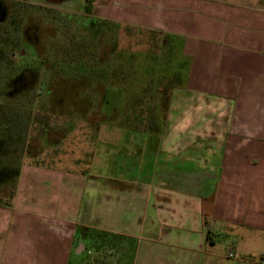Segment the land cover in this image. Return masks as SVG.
Returning <instances> with one entry per match:
<instances>
[{
  "label": "crops",
  "instance_id": "obj_1",
  "mask_svg": "<svg viewBox=\"0 0 264 264\" xmlns=\"http://www.w3.org/2000/svg\"><path fill=\"white\" fill-rule=\"evenodd\" d=\"M97 8L171 37L179 105L158 134L88 129L97 148L116 145L110 171L23 163L14 194L0 198V264H264V0ZM79 227L130 238L97 252Z\"/></svg>",
  "mask_w": 264,
  "mask_h": 264
},
{
  "label": "rangeland",
  "instance_id": "obj_2",
  "mask_svg": "<svg viewBox=\"0 0 264 264\" xmlns=\"http://www.w3.org/2000/svg\"><path fill=\"white\" fill-rule=\"evenodd\" d=\"M10 1L16 2L18 7L20 4L22 5V0ZM18 7H15L14 10H17L13 13L19 16L22 21L20 20L16 26H12V23L5 20V15L3 21L0 22L3 25L0 26L2 28L0 45L9 43L4 39L7 36H9V41L16 42V45L17 41L20 40L23 41H21L22 45L27 44L21 29L29 25L25 24L26 21L22 18L24 15L19 13ZM33 7L37 8L36 5ZM32 9L36 10L35 8ZM43 12L45 11L37 12L38 15L32 17L29 22L27 39L31 43L38 44L39 41L42 42L47 39L46 32L50 26L47 25V19ZM64 15L62 17L65 19L66 16ZM89 21L91 34L83 33L77 25L73 29L72 35L77 45L70 49V52L66 53L61 50L59 54L55 55L43 51L42 55H36V58L34 57L33 60L28 61V64H25L27 57L28 60L30 56L32 57V52L28 44L27 48L19 45L12 46L11 50L15 52L13 58L0 61V88L6 87L12 91L33 78L38 70L36 66L44 63L50 66L49 68L44 67L43 82L37 85L42 90L40 105L36 111H32L37 117L48 116V122L44 121L48 126L38 122L43 118L39 117V120L35 118L32 120L34 121L32 128L33 126L35 128L32 130L31 137L25 139L27 143L30 142L29 150L32 152L25 155L28 157L21 156L20 158L26 164L37 161L43 162L44 165L60 166L67 170L81 169L86 170L85 172H94L93 168L95 167L96 170L110 171L111 150L113 149L112 146L116 145L100 143L97 148L96 144H93L94 131L88 129L97 127L95 125L100 121L98 124L102 126L101 129H106L103 132V135H106L105 138L111 139L113 135L116 138L115 135L118 132L114 129L124 126V115L127 114V112L124 113L126 104L132 103L136 99L132 94L134 92V95L137 92L140 93L143 88H147V91L141 92L145 101H148L146 104H151L150 107L154 108L158 115L154 119L158 128L170 124L169 112H171V107L172 105H179L177 88L180 86L177 81L176 83L170 82V77L172 71L176 67H180L182 60L179 48L174 47L171 37L166 40L161 38L158 33L148 29L122 23H115L119 25L115 33L112 32L113 28L110 35L103 36L101 35L102 30L95 31L94 19H89ZM109 22L111 23L107 27L112 28L114 26L112 22L118 21ZM16 27H18V31L15 30ZM99 32L101 34H98ZM41 42L40 45L43 43ZM91 42H94L95 46L97 42H100L99 44L103 46V49L108 50L103 56L104 59L98 52L100 50L97 51V48L101 49V45L92 48V52H89L87 48H90ZM7 53H10L9 49ZM53 61L64 64L66 71L64 77H58L56 74L62 69L61 67H57L55 71L51 68V65L54 64ZM69 68L72 70L69 71ZM54 72L56 73L53 75ZM147 82L149 84L144 85ZM0 98H3L2 95ZM172 100L175 101L172 102ZM116 108L121 109L122 112L105 114L106 111H114ZM128 110L130 109L128 108ZM20 113L22 120H29L28 115L31 114V111L20 110ZM172 115L175 116L176 114ZM6 126L0 127V187L5 181H9L6 182L4 190L0 191V197H5L3 199L5 201L14 194L18 180V175L14 176V179L8 178V176L15 172L19 165L18 161L11 159L14 155L13 151L16 150V136L14 133L10 134L5 130ZM109 129H113V131ZM50 131L52 133L62 132V134L53 133L48 136ZM121 134L125 137H122V140L128 141L127 133L120 132ZM59 155H61L59 158H65L64 156L68 155L74 159H81L82 163L57 161L56 157ZM91 158H93L92 162H90ZM103 262H108L107 257L103 258Z\"/></svg>",
  "mask_w": 264,
  "mask_h": 264
},
{
  "label": "flooded vegetation",
  "instance_id": "obj_3",
  "mask_svg": "<svg viewBox=\"0 0 264 264\" xmlns=\"http://www.w3.org/2000/svg\"><path fill=\"white\" fill-rule=\"evenodd\" d=\"M15 3L16 2L10 1V0H0V16H1L0 22L3 21L5 15H6L5 20H8L10 23H12V26H16L20 22V20L22 21V19L19 16H16L13 13V11L16 12L17 10V9L14 10L15 7L16 8L18 7V5ZM100 4L105 5L106 3H102V2L96 3V2L89 1V0H22V5L21 4L19 5L20 7H18V10L21 15H24L22 16V18L23 20L26 21L25 23L26 25L28 24L30 26L29 22L32 19V17H35L36 15H38L36 13L40 12L41 10V11H45L43 13H45V18L47 19V25L50 26L46 32L47 39L42 41L43 43L39 41L38 44L35 42L31 43L28 41L27 35H29V32H28L29 26L21 29L23 33V37H26L25 41L28 44L29 49L32 52V57L30 56L29 60L27 57V59L25 60V64H28V61L33 60L34 57L36 58V55L38 54L42 55L43 51H45L46 53L50 52L55 55L59 54L61 50H63V52H66V53L70 52L71 51L70 49H73L74 46L77 45V43H75L74 36L72 35L73 29L76 27V25L80 27L79 29L83 33L87 35L92 33L91 28L88 25L90 22L89 19L90 20L94 19L93 24L95 26L94 28L95 31L102 30V34L100 32L98 34H101L103 36L110 35L111 34L110 31H112L111 29L113 28L114 29L112 32L115 33V30L116 29L118 30L119 25L114 23V26H112V28L110 26L107 27L108 24L111 22H109V20H107V18H105L103 15L98 13L97 5H100ZM34 5H36L37 8L33 7ZM32 8H35L36 10ZM63 14H65L64 16H66L65 19L62 17ZM0 26H3V25L0 23ZM17 29L18 27L15 28L16 31L19 30ZM1 31H2V28L0 27V33ZM4 39L7 43L8 42L9 43L5 45H3L2 43L0 45V61H4V59L13 58L15 56V52H12L11 50L12 46L22 45L21 43L23 42L22 40L17 41V45H16V42L12 43L11 41H9V36H7ZM0 42H2L1 38H0ZM40 42L42 43L41 45H40ZM100 42H97L96 46L94 42H91L92 44L90 48L89 47L87 48L89 49V52H92V48L98 47L99 45H101L99 44ZM27 44L24 43L22 46L27 48ZM39 45L40 47H37ZM8 49L10 53H7ZM97 51L103 57L106 54L105 52H107L108 50L103 49V46L101 45V49L97 48ZM55 59H56V56H55ZM53 62L54 64L51 65V68H53L54 71L57 69V67L62 68L60 71L57 70L58 73L54 72L53 75L56 73L58 77H64L65 76L64 74H66L64 73L66 72L64 70V67H65L63 66L64 64L57 63L56 61H53ZM44 67L49 68L50 66L49 64H46V63L36 66L38 70H37V73L34 74L33 78L30 79L28 82L24 83L19 88H15L14 91L8 90L5 86H4L5 88H0L1 89L0 93L3 97V98H0V105L1 104L6 105L7 108H11V109L36 111V108L40 105L39 103L41 100L40 96L42 95V90L37 85L43 82L42 78L44 77L43 73L45 72ZM70 70L72 69L69 68V71ZM120 112H122L121 109L119 110L118 108H116L114 109V111L113 110L106 111L105 114H109V113L118 114ZM93 123H96V122H93ZM98 123H96L97 125L95 126H98L99 125ZM53 133L62 134V132H53ZM53 133L52 131H50L48 136ZM22 145H20L19 147V143L15 142L16 150L13 151V154L15 155L20 154L22 156V153H23ZM30 152L32 151L27 150L25 153L28 155V153L31 154ZM25 157H28V156H25ZM20 171H21V168L19 169V165H18V167L16 168V171L10 173L8 178L11 177V179H14L15 178L14 176H17L18 173H20ZM6 182H9V181H5L4 183L6 184Z\"/></svg>",
  "mask_w": 264,
  "mask_h": 264
},
{
  "label": "trees",
  "instance_id": "obj_4",
  "mask_svg": "<svg viewBox=\"0 0 264 264\" xmlns=\"http://www.w3.org/2000/svg\"><path fill=\"white\" fill-rule=\"evenodd\" d=\"M89 1L96 2V3L102 2V3L107 4V3H110L112 0H89ZM180 76L181 75L177 72L173 73L170 77V82L176 83L177 81V84L180 83ZM147 84L149 83L147 82L144 85H147ZM143 89L141 92L147 91V88L144 90ZM141 92L140 93L137 92L136 95H134L135 93L134 92L132 96H134V98L136 99H134L132 103L126 104V107L124 108V113L126 114L127 112V114L124 115L125 121H124V126L122 128L124 127L130 128V129L137 128L139 131L158 134L161 128H158L157 127L158 125L154 122L155 121L154 119L158 117L156 110L150 107L151 104H146L148 101H145L144 96H142ZM128 108L130 110H128ZM39 117L34 116V114L31 111V114L28 115L29 120H22L20 110L7 108V106L3 104L0 105V127L2 125L3 126L7 125L5 130H7L10 134L11 133L15 134V135L14 134L12 135L16 136L15 141L16 143H19V147L20 145L23 144L22 145V150H23L22 157H25V155H27L25 152L29 150V145H30L29 144L30 142L27 143V140L25 139H28V137L32 135V130L33 128H35V126H33L32 128V124L34 122L32 120L34 118L36 120L43 118V119H40L41 120L40 122L44 123L46 127L48 126V124H45V122H48L49 117L48 116L46 117L43 116L40 118ZM20 158H21L20 154L19 155L14 154L13 157H11L13 161L19 162V169L20 168L22 169L24 162L23 160L21 161ZM19 174L20 173H18V176ZM5 185H6L5 183L2 184L3 187L2 186L0 187L1 189L0 191L4 190ZM0 198H2V196ZM78 231L79 233H81L82 238H85L88 236L91 239L92 241L91 246L95 248L97 252L105 251L107 249V245L109 244L114 247L115 246L117 247L121 244L122 239L130 238L125 235H118L117 233H109V232H103V231L98 232L95 230H89V229H86L85 227H79Z\"/></svg>",
  "mask_w": 264,
  "mask_h": 264
},
{
  "label": "built area",
  "instance_id": "obj_5",
  "mask_svg": "<svg viewBox=\"0 0 264 264\" xmlns=\"http://www.w3.org/2000/svg\"><path fill=\"white\" fill-rule=\"evenodd\" d=\"M229 256H230V257H235V252H234L233 250H230V251H229Z\"/></svg>",
  "mask_w": 264,
  "mask_h": 264
}]
</instances>
